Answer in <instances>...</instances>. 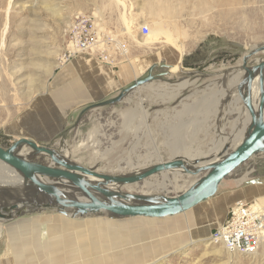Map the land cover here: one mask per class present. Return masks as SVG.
<instances>
[{
  "label": "rangeland",
  "instance_id": "1",
  "mask_svg": "<svg viewBox=\"0 0 264 264\" xmlns=\"http://www.w3.org/2000/svg\"><path fill=\"white\" fill-rule=\"evenodd\" d=\"M91 2L0 0V145L6 148L19 137H28L55 147L84 166L110 174L129 173L176 157L202 158L214 144L233 148L235 135L246 125V112L239 111L240 101L234 100L232 109L226 102L242 76L231 69L240 65L247 51L264 44V0H171L170 17L164 15V1L156 0V14L151 8L149 13L154 21L145 25L158 31L159 27L166 29L174 38L173 44L161 34L157 39L144 38L137 47L158 54L173 47L177 56L182 51L180 67L157 75V80L131 90L117 103L80 113L90 103L67 96L65 88L66 83L80 82L78 74L61 78L58 72L82 55L61 60L71 19L80 13L98 18L97 10L108 11L109 7L99 9ZM163 19L172 20L167 23ZM101 23L109 27L103 20ZM129 24L128 31L124 23L116 29L110 26L126 40L128 51L115 57V69L126 62L123 59L130 54L129 42L139 30L140 24ZM263 56L264 52L252 55L247 66ZM157 72L158 68L153 70V74ZM146 74L137 72L133 78ZM116 94L117 90L108 97ZM32 158L48 160L42 154ZM172 174V170L158 172L123 189L176 195L195 178L184 173L175 178ZM239 200L264 206V152L235 168L212 197L171 217L71 218L42 211L0 223L33 216L58 217L63 223L75 224L74 230L63 228L49 238L43 234L50 239L49 245L41 256L31 251V264L36 259L38 264H49L43 255L58 258L61 264H96L109 252L106 234L90 236L89 229L97 226L114 230L110 237L136 240L119 242L118 256L109 254L106 264H263L261 241L258 253L248 257L231 254L210 240L212 231ZM45 225L42 222L39 227L43 232ZM93 241L99 246L94 247Z\"/></svg>",
  "mask_w": 264,
  "mask_h": 264
},
{
  "label": "water",
  "instance_id": "2",
  "mask_svg": "<svg viewBox=\"0 0 264 264\" xmlns=\"http://www.w3.org/2000/svg\"><path fill=\"white\" fill-rule=\"evenodd\" d=\"M258 52H264V44L242 56L240 69L243 74L236 88L250 120L241 141L233 148L224 145L216 157L208 155L193 160L176 157L129 173L110 174L93 166H84L55 147L38 144L22 136L6 148L0 145V161L21 179L19 185L0 190V220L42 211H53L71 218H165L183 213L209 199L216 193L220 182L235 168L255 154L264 152V56L247 66V60ZM151 70L122 88L117 95L90 104L81 113L121 101L131 90L156 79ZM256 88L255 106L253 90ZM34 154H42L48 160H34ZM176 168L195 176L176 195L123 189L158 172Z\"/></svg>",
  "mask_w": 264,
  "mask_h": 264
},
{
  "label": "crops",
  "instance_id": "3",
  "mask_svg": "<svg viewBox=\"0 0 264 264\" xmlns=\"http://www.w3.org/2000/svg\"><path fill=\"white\" fill-rule=\"evenodd\" d=\"M163 1L165 3L164 9H166L164 11V15L165 17H170L172 15V3H170L171 0L169 1L163 0ZM91 3L93 7H97L99 9L101 7L103 8L109 7L107 11L108 13L97 10V12L99 13L98 18H101L103 22L108 24L109 25L108 28H111L110 26H112L115 29L118 27V25L123 24L125 21L132 24H140V25L153 23L154 19H152L151 16L149 15L150 8L155 12V14L157 12V10L155 9L157 5L156 0H92ZM167 8H169L168 13H167ZM163 20L164 22L167 21L168 23L172 19H163ZM115 31L118 32L117 30ZM134 36H135L134 37L135 40L132 39L129 42L130 54L127 57H125V59H123L126 62L120 64V66L117 69H115L114 63L110 65L108 63L101 62L94 56L82 54L81 57H78L77 59H75L73 63L66 66L61 72H58L60 73L61 78L64 77V75L70 78L73 77L75 74H78V77L80 78V82L78 84L70 83V82L65 84V88L67 91L66 95L69 97L70 96L79 97L78 101L80 102L85 101L86 103L88 101L90 104H94L106 100L108 98H111L108 96H110L113 92L117 90L118 93L122 88L128 86L130 82L132 83L136 78H139V77L133 78V76L137 72L147 71L148 73V71L152 69L151 71L153 73V70L158 68L159 72L154 74L157 80L158 79L157 75L158 76L164 75L165 72H169V71L172 72L180 67L181 56L178 60L177 51L175 52L172 51L173 47L169 48L168 50H164V51L162 50L160 54H158V52L150 50L149 48L138 49L137 47L138 43L142 44L141 40H143V37L140 36L138 30L136 31ZM127 53L128 51L124 54ZM97 61H99V63ZM104 97H108V98L104 99ZM228 106H231L232 109L234 107V100L230 102ZM42 219L44 221H42ZM146 219H150V218H146ZM42 222H45L46 224L45 232H43V229L41 231V229L39 228ZM74 225L75 224H71L69 222L63 223L62 219L58 217L41 218V217H33V216L28 217L27 219L22 221H17L15 223L14 222L7 223L6 225L0 223V264H20L23 262H24L23 264L26 263L31 264L32 261H29V258L32 257L31 256L32 254H30L31 251L33 252V255L38 254V252L41 251H42L41 253L44 254L43 249H45L49 245L50 239L43 238L42 236L43 234H47L48 235L47 237L49 238L50 236H52L50 235L51 233H56L59 230H64L63 228L68 230L71 229L74 230L76 228ZM98 227L102 228V230L105 231L111 230L108 227L106 228L102 226H98ZM55 228H57V230ZM51 229L53 231H50ZM29 233L30 235H28ZM24 234L27 236H25ZM22 236H25L26 238ZM123 240L121 239V241H118L116 244L114 243L115 245L107 241V244H110V246L108 247L114 245L113 247L117 248L120 244L119 242H122ZM31 241L33 244L31 243ZM68 242L70 241L68 240ZM74 245L75 247H79L77 246V243H75ZM96 245L98 247L99 243L95 242L94 247H96ZM158 245L162 246L160 243H158ZM23 246L24 247L27 246V247L24 248ZM28 246L29 247L31 246L32 248L31 247L29 248ZM128 248L132 249V247H126L125 249ZM135 248H141V246L139 247L137 246ZM34 249H37V252L34 251ZM39 255L40 253L38 254V256ZM24 256L25 257L27 256L26 258L28 259L24 258ZM104 256L102 257V260L101 259L96 260V263L106 264L104 262L105 260L103 259ZM45 261L46 262L48 261L49 264L51 262L53 264L56 262L60 264L62 263V261L60 262L58 258H52L49 255L45 256ZM34 264H38V261L36 260Z\"/></svg>",
  "mask_w": 264,
  "mask_h": 264
},
{
  "label": "built area",
  "instance_id": "4",
  "mask_svg": "<svg viewBox=\"0 0 264 264\" xmlns=\"http://www.w3.org/2000/svg\"><path fill=\"white\" fill-rule=\"evenodd\" d=\"M96 22L98 20L93 16L81 13L71 19L66 31L70 37L66 41L62 61L84 51L91 52L94 48L98 60L111 64L117 55L127 52L126 40L122 39L119 32L111 29V34L107 36ZM138 29L141 37L149 33L148 25L141 24ZM105 44L110 45L109 50ZM263 236L264 206L238 201L230 207L224 221L212 231L210 240L229 252L250 256L258 253ZM262 260L264 264V258Z\"/></svg>",
  "mask_w": 264,
  "mask_h": 264
},
{
  "label": "bare ground",
  "instance_id": "5",
  "mask_svg": "<svg viewBox=\"0 0 264 264\" xmlns=\"http://www.w3.org/2000/svg\"><path fill=\"white\" fill-rule=\"evenodd\" d=\"M169 1V0H168ZM168 9V8H167ZM158 10H160V9H158ZM163 10V9H162ZM165 10V9H164ZM168 12V11H167ZM96 19L98 20V22H96L97 23V25L99 26V28H100V30H101V32L103 33V34H105V35H110L111 34V28H107V27H105V26H102V24L103 23H101V20H99L97 17H96ZM125 21V20H124ZM156 21V20H155ZM160 23V22H159ZM95 24V23H94ZM156 24V23H155ZM158 24V23H157ZM159 25V24H158ZM131 25L129 24V22H127V21H125L124 22V29L125 30H129V27H130ZM140 26V25H139ZM152 26H154V25H152ZM151 26V27H152ZM156 26V25H155ZM158 28V27H157ZM164 28V27H163ZM156 29V28H155ZM155 29H149V33L146 35V37H143V39L144 38H147V37H150V38H153V37H156V39H157V37L159 36V35H161V34H163V35H165L166 37V40L165 41H169V42H171V44H173L172 42H173V39H172V37H171V35H170V33L169 32H166V29H164V30H162V27H159V31L158 30H155ZM179 31V30H178ZM115 40H116V38H115ZM112 42V41H111ZM153 42V41H152ZM147 43V42H146ZM145 43V44H146ZM150 43V42H149ZM108 50L110 49V45L109 44H105L104 45ZM112 46H113V42H112ZM179 50L181 51V48H179ZM182 53V51L180 52V54ZM81 54H86V55H89V56H94V57H97L96 56V53H95V49L93 48L92 50H91V52H88V51H84V52H81ZM180 54H178V60H179V58H180ZM101 61V60H100ZM179 62V61H178ZM178 66V65H177ZM240 67H241V63H240V65L239 66H235L233 69H231V71H234L235 72V74L236 73H240L241 75H242V70L240 69ZM229 78V77H228ZM240 78H241V76H240ZM238 80V79H237ZM240 80V79H239ZM224 81L226 82V78L224 79ZM239 82V81H238ZM238 84V83H237ZM237 84H236V86H237ZM226 85V84H225ZM230 85V84H229ZM228 86V85H227ZM236 86L234 87V91L233 92H230L229 93V95L227 96V103L229 104L230 102H232L233 100H236V101H240L241 102V107H240V109H239V111L240 112H246V118L244 119V123L246 124V125H244L243 126V129L241 130V133L240 134H237V135H235V143H239L240 141H241V139H242V136H243V133H244V130L246 129V127H247V125H248V123H249V120H250V118H249V114H248V112H247V110L245 109V107H244V105H243V103H242V101H241V99H240V97H239V95H238V93H237V88H236ZM227 91V90H226ZM225 91V92H226ZM254 91V93H253V98H254V105L256 106V102H257V100H256V97L258 96L257 95V88L255 89V90H253ZM228 92V91H227ZM224 93V92H223ZM225 94V93H224ZM228 94V93H227ZM232 99V100H231ZM220 119V118H219ZM224 142V141H223ZM222 144V143H221ZM236 144V145H237ZM220 144H218V145H216V144H214L210 149H208V150H206L205 151V153H204V156L206 157V156H208V155H214V157H216V154L218 153V151L219 150H221L222 149V147L224 146V145H226V144H222V145H220ZM235 146V145H234ZM198 148V147H197ZM196 148V149H197ZM191 156H194V155H191ZM203 156V157H204ZM202 157V158H203ZM190 158V157H189ZM198 158H200V157H198ZM189 160V159H188ZM191 160H193V159H191ZM38 161V160H37ZM40 162H43V161H40ZM202 162H204V161H202ZM0 166L1 167H3V169H1L0 170V190H2V189H4V188H7V187H13V186H15V185H19L20 184V182H21V179H20V177L17 175V173L13 170V169H11L9 166H7V165H5L3 162H1L0 161ZM142 168V167H141ZM141 168H136L135 170H138V169H141ZM165 172H167V171H165ZM184 173V174H187L188 176H193V175H190V174H188V173H185L184 171H183V169H179V168H176V169H174V170H172V175H174V177L176 178L177 176H179L178 175V173H180V174H182V173ZM185 180V179H184ZM193 180V179H192ZM191 180V181H192ZM129 185H131V184H129ZM129 185H126V186H129ZM125 187V186H124ZM202 203V202H201ZM200 204V203H199ZM198 205V204H197ZM254 205H256V206H259L258 204H256V203H254ZM195 207V206H194ZM193 208V207H192ZM191 209V208H190ZM208 215V214H207ZM42 218V217H41ZM136 218H145V217H136ZM47 219V218H46ZM151 219V218H150ZM1 221V220H0ZM35 221H36V218H35ZM35 221H33V222H35ZM42 221H44L43 219H42ZM40 222V221H39ZM31 224V223H30ZM52 224V223H51ZM50 224V225H51ZM72 224V223H71ZM68 227V226H67ZM41 228V227H40ZM47 228H48V226H47ZM46 228V229H47ZM60 228V227H59ZM33 229V228H32ZM56 230H57V228H55ZM30 230V229H29ZM90 231V236H91V238H98V237H100V235H105L106 234V236L107 237H109V239L107 240V241H109L111 244L113 243H117L118 241H121V237H119V238H117L116 236H114V237H110V236H112L114 233H112V232H114V230H108V231H105V230H102V228H99L98 226L96 227V228H93V227H91L90 229H89ZM42 231V230H41ZM50 231H53L52 229L50 230ZM29 232V231H28ZM26 234V233H25ZM24 234V235H25ZM32 234V233H31ZM43 234V233H42ZM28 235H30V233L28 234ZM50 235H52V234H50ZM25 236H27V235H25ZM25 236H22V237H25ZM21 237V238H22ZM26 238V237H25ZM45 238V237H44ZM38 239V238H37ZM27 240V239H26ZM40 240V239H39ZM125 240V239H124ZM126 240H129V241H134L133 239H131V238H126ZM124 241V243L125 244H127L128 242L127 241ZM21 241H22V239H21ZM37 241V240H36ZM43 242V241H42ZM95 242L96 241H93V245L95 246ZM31 243H32V241H31ZM36 243V242H35ZM45 243V242H44ZM23 244V243H22ZM33 244V243H32ZM114 244V245H115ZM46 245V244H45ZM113 245V246H114ZM261 245L264 247V236L261 238ZM32 246V245H31ZM30 246V247H31ZM109 246H110V244H109ZM113 246H111V247H108V253H106L105 254V256H104V260H107V258H108V260H109V257H107V256H109V254H111V256L110 257H114V256H118V254H119V251H118V249L116 248V247H113ZM24 247V246H23ZM27 247V246H26ZM26 247H24V248H26ZM29 247V246H28ZM29 247V248H30ZM38 247H41V246H38ZM96 247H97V245H96ZM32 248V247H31ZM43 248H44V245H43ZM39 250V249H38ZM122 250V249H121ZM227 251V250H226ZM21 252V251H20ZM37 252V251H36ZM42 252V251H41ZM41 252H38V254L39 253H41ZM227 252H229V251H227ZM229 253H231V254H237V253H233V252H229ZM132 254H134V253H132ZM257 254V253H256ZM256 254H253V255H250L251 257H253V256H255ZM46 256V255H45ZM27 257V256H26ZM25 256H24V258H26ZM35 257V256H34ZM249 257V256H248ZM36 258V257H35ZM26 259H28V258H26ZM50 259V258H49ZM21 260V259H20ZM34 260V259H33ZM37 260V259H36ZM101 260H102V258H101ZM48 262V261H47ZM61 262V261H60ZM102 262V261H101ZM105 263H106V261H104ZM24 263V262H23ZM23 263H20V264H23ZM52 263V262H51ZM56 263H58V262H56ZM27 264V263H26ZM53 264V263H52ZM55 264V263H54ZM60 264V263H59ZM97 264V263H96Z\"/></svg>",
  "mask_w": 264,
  "mask_h": 264
},
{
  "label": "flooded vegetation",
  "instance_id": "6",
  "mask_svg": "<svg viewBox=\"0 0 264 264\" xmlns=\"http://www.w3.org/2000/svg\"><path fill=\"white\" fill-rule=\"evenodd\" d=\"M239 134V133H238ZM35 160V159H34ZM38 161H40V160H38Z\"/></svg>",
  "mask_w": 264,
  "mask_h": 264
}]
</instances>
